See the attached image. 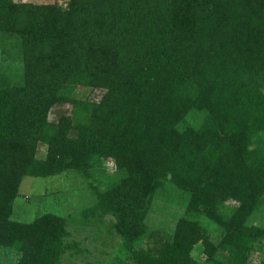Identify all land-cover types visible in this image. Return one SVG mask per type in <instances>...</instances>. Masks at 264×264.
<instances>
[{
  "label": "trees",
  "instance_id": "1",
  "mask_svg": "<svg viewBox=\"0 0 264 264\" xmlns=\"http://www.w3.org/2000/svg\"><path fill=\"white\" fill-rule=\"evenodd\" d=\"M0 38L19 67L0 74V245L21 252L15 264H71L66 217H13L24 176L71 170L96 195L83 214L112 215L135 264H253L264 244L249 223L264 197V0H0ZM79 86L104 94L83 99ZM168 181L188 193L187 212L171 241L139 247Z\"/></svg>",
  "mask_w": 264,
  "mask_h": 264
},
{
  "label": "rangeland",
  "instance_id": "2",
  "mask_svg": "<svg viewBox=\"0 0 264 264\" xmlns=\"http://www.w3.org/2000/svg\"><path fill=\"white\" fill-rule=\"evenodd\" d=\"M17 1V0H15ZM35 3L59 2L66 4L67 0H24ZM1 39V38H0ZM1 44V42H0ZM19 69L18 62L9 57L0 47V74L5 69ZM75 93L85 99L99 101L104 94L103 88L79 86ZM70 105L54 106L50 112V119L55 121L63 113L69 112ZM71 109V107H70ZM256 145H264V134L255 137ZM255 142V141H254ZM45 146L40 145L39 153L43 155ZM114 163L106 162L104 167L113 172ZM107 176V175H106ZM88 177L75 171L50 176H24L19 194L15 200L13 217L28 221L36 215L46 211L57 212L67 219L66 248L62 253V262L71 264H135L133 251L128 250L123 239L115 234L111 228L113 216H101L90 213L83 214L87 207L94 204L96 195ZM189 195L177 187L173 182H166L155 197L147 216L148 230L140 242L142 248L158 247L172 240L177 220L187 212ZM249 223L264 227V197L259 207L253 212ZM218 240L219 228L206 221ZM195 257H203L202 244L196 245ZM21 252L12 247L0 245V264H15ZM250 261L261 264L264 261V244L259 242L252 250Z\"/></svg>",
  "mask_w": 264,
  "mask_h": 264
}]
</instances>
